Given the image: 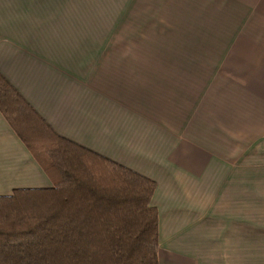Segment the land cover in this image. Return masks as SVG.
<instances>
[{"label":"crops","instance_id":"0c3cea01","mask_svg":"<svg viewBox=\"0 0 264 264\" xmlns=\"http://www.w3.org/2000/svg\"><path fill=\"white\" fill-rule=\"evenodd\" d=\"M0 72L156 181L158 264H264V0H0ZM49 184L0 113V194Z\"/></svg>","mask_w":264,"mask_h":264},{"label":"trees","instance_id":"16d2710c","mask_svg":"<svg viewBox=\"0 0 264 264\" xmlns=\"http://www.w3.org/2000/svg\"><path fill=\"white\" fill-rule=\"evenodd\" d=\"M0 113L50 182L0 194V264H158L154 179L57 133L1 72Z\"/></svg>","mask_w":264,"mask_h":264},{"label":"rangeland","instance_id":"374dc122","mask_svg":"<svg viewBox=\"0 0 264 264\" xmlns=\"http://www.w3.org/2000/svg\"><path fill=\"white\" fill-rule=\"evenodd\" d=\"M66 42V41H64ZM70 118L74 120L76 118V110L74 109L73 113H71Z\"/></svg>","mask_w":264,"mask_h":264}]
</instances>
